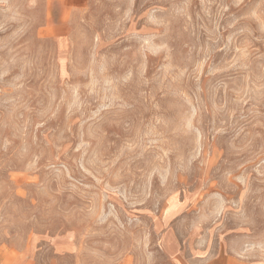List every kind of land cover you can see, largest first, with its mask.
<instances>
[{"label": "rangeland", "instance_id": "rangeland-1", "mask_svg": "<svg viewBox=\"0 0 264 264\" xmlns=\"http://www.w3.org/2000/svg\"><path fill=\"white\" fill-rule=\"evenodd\" d=\"M59 13L0 0V240L33 264H264V0Z\"/></svg>", "mask_w": 264, "mask_h": 264}, {"label": "crops", "instance_id": "crops-1", "mask_svg": "<svg viewBox=\"0 0 264 264\" xmlns=\"http://www.w3.org/2000/svg\"><path fill=\"white\" fill-rule=\"evenodd\" d=\"M60 6V13L58 17H55L53 20H57L58 23L66 21V9H67V0H54ZM65 25V24H64ZM61 25H56L53 27L54 32L56 29H60ZM64 27V26H62ZM55 35V33H54ZM60 34H56L54 37L61 40ZM65 39L63 34L62 40ZM192 236V235H191ZM190 236V237H191ZM168 236H166L167 239ZM194 239V238H193ZM168 240H172L168 238ZM173 243V241H172ZM174 253H177L178 250H174ZM181 264H249L244 260L240 259L238 256L230 253L225 246H215L209 247L206 244H198L192 246V248L183 249L181 254H177ZM0 264H33L27 255L21 254L12 250L5 243L0 240Z\"/></svg>", "mask_w": 264, "mask_h": 264}]
</instances>
